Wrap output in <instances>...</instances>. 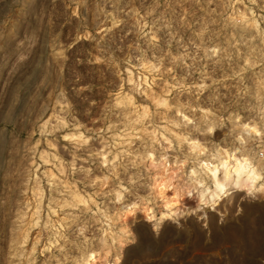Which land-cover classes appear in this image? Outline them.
I'll list each match as a JSON object with an SVG mask.
<instances>
[{"label": "rangeland", "instance_id": "rangeland-1", "mask_svg": "<svg viewBox=\"0 0 264 264\" xmlns=\"http://www.w3.org/2000/svg\"><path fill=\"white\" fill-rule=\"evenodd\" d=\"M0 264H264V0H0Z\"/></svg>", "mask_w": 264, "mask_h": 264}, {"label": "bare ground", "instance_id": "bare-ground-1", "mask_svg": "<svg viewBox=\"0 0 264 264\" xmlns=\"http://www.w3.org/2000/svg\"><path fill=\"white\" fill-rule=\"evenodd\" d=\"M222 180H218L217 172L219 168H212L210 171L213 190L207 200H214L218 197L224 188V179L229 180V184L234 187L244 189L246 192H253V187L257 179V173L254 168L249 164L246 158L241 157L233 161L231 165H226L225 162L221 163ZM204 194L199 196V203L206 202L203 199Z\"/></svg>", "mask_w": 264, "mask_h": 264}]
</instances>
